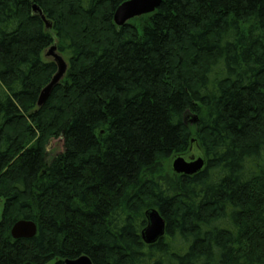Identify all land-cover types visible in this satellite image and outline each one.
<instances>
[{"label":"trees","instance_id":"obj_1","mask_svg":"<svg viewBox=\"0 0 264 264\" xmlns=\"http://www.w3.org/2000/svg\"><path fill=\"white\" fill-rule=\"evenodd\" d=\"M126 1L0 0V264H264V0H163L116 27ZM54 44L68 68L38 108ZM194 147L201 171L164 172Z\"/></svg>","mask_w":264,"mask_h":264},{"label":"water","instance_id":"obj_2","mask_svg":"<svg viewBox=\"0 0 264 264\" xmlns=\"http://www.w3.org/2000/svg\"><path fill=\"white\" fill-rule=\"evenodd\" d=\"M163 0H128L122 3L113 14V23L116 27H123L132 20L150 15L158 9ZM32 10L35 14H38L44 21L47 29L50 28L45 18L41 15L40 10L33 6ZM50 57L52 62L56 66V73L50 80V82L41 90L37 107L41 108L50 96L52 90L63 79L66 72V63L62 57L57 54L56 48L51 47L45 55ZM204 167V160L201 158L191 159L186 162L182 157H177L172 163V170L175 174H181L191 176ZM146 226L141 232V240L147 245L155 244L165 233V222L159 213L154 210H148L145 213ZM36 225L29 220H20L13 224L10 229V235L14 240L32 239L36 235ZM64 264H91L90 259L87 256H80L77 259L65 260Z\"/></svg>","mask_w":264,"mask_h":264},{"label":"rangeland","instance_id":"obj_3","mask_svg":"<svg viewBox=\"0 0 264 264\" xmlns=\"http://www.w3.org/2000/svg\"><path fill=\"white\" fill-rule=\"evenodd\" d=\"M142 22H143L142 18H138V19L130 21V23L134 24V25H141V24H143ZM51 47H56V45L54 44ZM48 50L49 49H47L45 51V53H43L42 57H43L44 61H50L51 62L52 59L50 57H46L45 56L46 53L48 52ZM56 52H57V54H59L62 57V59L66 63V67L68 68V61H67L68 60V56H67V54H63V53H61V52H59L57 50H56ZM191 120H192L191 118H188V121H187L188 126H190V127L193 126V122ZM57 144L58 143H56V142L52 144V151L53 152H57V151H59L61 149L60 144H58V145ZM177 157H182L186 162H189L191 159H197V158L203 159V156H202L200 150H198L196 147L191 148L185 155L177 156ZM177 157H172L171 159H169L168 161L165 162V164H164V172H166V173H174L173 170H172V163H173L174 159L177 158Z\"/></svg>","mask_w":264,"mask_h":264}]
</instances>
